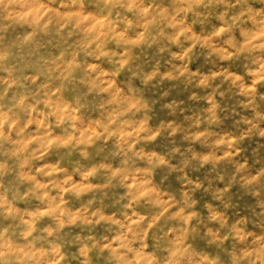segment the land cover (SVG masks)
I'll return each instance as SVG.
<instances>
[{
	"label": "clouds",
	"instance_id": "clouds-1",
	"mask_svg": "<svg viewBox=\"0 0 264 264\" xmlns=\"http://www.w3.org/2000/svg\"><path fill=\"white\" fill-rule=\"evenodd\" d=\"M0 264H264V0H0Z\"/></svg>",
	"mask_w": 264,
	"mask_h": 264
}]
</instances>
